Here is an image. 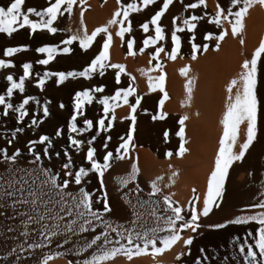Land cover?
<instances>
[{
	"label": "snow or ice",
	"instance_id": "6c2138e0",
	"mask_svg": "<svg viewBox=\"0 0 264 264\" xmlns=\"http://www.w3.org/2000/svg\"><path fill=\"white\" fill-rule=\"evenodd\" d=\"M25 0H10L7 7H0V34L11 37L20 29H27L31 36L33 33L46 32L55 34L60 29L55 26L59 17L66 13L71 16L73 5L76 0H48L47 6L37 11L35 8L28 7L23 9ZM83 4L84 0H80ZM156 3V0H127L121 2L116 0V9L111 18L101 27L95 28L91 34H88L83 26V9H81V29L77 34L69 35L61 40L63 47L59 45H43L37 47L35 52L43 54L42 59H37L36 64L48 65L56 55H68L72 52L69 47L74 41L78 42L81 50H87L93 44V41L101 35L103 44L98 54L80 71L69 72H50L45 71L43 76L37 75V88L42 89L45 82L50 77H55V83L60 85L71 78L76 80L82 78L85 81H91L95 75L104 76L106 69L115 70V83L120 84L121 74L125 72V66L118 63H110L109 49L112 43V33L110 26H115V35L124 41L125 33L131 32L130 14L139 13L143 9ZM173 4V0H162V4L150 20L140 25L145 32L154 33L146 36L142 41V47L139 52L143 53L145 49L152 48L149 52L151 65L156 61V68L162 69L158 57L161 53L170 60H174L181 45V37L178 33H194L198 21L204 19L201 15L173 16L171 20L172 28L170 32L171 51H165L162 42L166 39L163 28L158 23L161 17ZM259 5L264 9V0H230L226 8L216 4L214 15L207 17V23L214 24L219 29L218 35L205 33L203 41H215L214 51L219 50L221 41L230 33L233 37L242 34L245 28V18L249 10ZM185 11L206 8V0H195V2L182 4ZM206 15V14H205ZM37 19H31L30 17ZM179 19V24L177 20ZM227 23V28L224 27ZM194 34L189 38L191 44L192 59H196L198 49L209 50V44L198 45L193 42ZM127 43V55H135L133 51L134 41L129 38ZM240 44L244 41L241 38ZM28 51L27 46L6 47L2 50L4 57H12L17 53ZM258 62L264 63V34L259 39L258 46L252 51L250 58H245L239 65V72L232 78L225 88L227 93L224 103V112L220 119L222 134L219 137V147L216 151L213 167L207 177L206 190L203 193L202 207H197V201L200 197L196 190L192 189V198L187 205H180L172 200L170 195H163L158 181L163 178L157 176L149 182L150 191L147 193V200H138L137 203L125 195L122 196L131 209L132 219L126 224L115 223L106 218L110 215V207L107 193L105 191L104 174L111 167L113 159L122 160L126 158L131 148L135 145L133 141V127L136 112L140 105L141 97L136 94V88L129 84L127 88H116L112 95H103L104 85L92 86L83 90L75 91L71 97V115L67 120V147L61 152L56 151L52 139L47 135H39L37 139H29L25 145V156L19 148H15L11 153L6 148H0V236L5 242L11 241L7 250L0 255V261L3 264H24L35 250L47 249L55 243L56 248H63L66 244L73 243V237H83L84 234H91L90 238L85 239L82 245H73L75 256H82L75 264H110L117 256H124L128 260L133 257L151 255L156 257L170 250L177 242L182 240L185 247L193 243V236L187 238L181 236L182 231L196 233L202 225L199 223L201 217H207L213 207L220 206L219 201L224 194L225 180L229 168L234 162L243 160L245 153L257 138V114H258ZM14 67L11 60L0 59V69H10ZM23 74L15 80L12 74L6 75L4 79L8 86L6 89L7 97L13 96L14 90L24 92L25 81L32 76V64L25 62L20 66ZM153 69L149 67L148 71ZM189 71L188 66L180 69L181 75H186ZM145 74L146 73H142ZM130 79H132L130 77ZM165 74L161 70L160 75L155 78V83L151 76L148 77V91L152 92L159 89L162 95L159 104L162 106L167 94L164 93ZM194 79H189L184 85L187 99L191 100ZM235 89V91H233ZM100 93L96 98L95 94ZM135 95V102L130 103L129 97ZM35 98L27 96L23 98L18 105L6 102L5 95H0V117L7 118L9 113L14 114L16 127L12 132V138L7 140L8 145H12L17 138L18 133L24 132L25 128L22 122L29 115L25 106ZM95 102L102 106L103 116L98 119L87 117L85 108ZM127 105L129 108L126 119L132 123L129 125L126 138L120 137L121 143L115 149V156L112 151H105L100 159L97 158V149L93 142L101 133H108L113 127L115 118V109ZM183 106V104H182ZM61 109L65 107L63 103L59 105ZM111 114L112 118H107ZM49 110L43 107V116L47 117ZM167 113L157 111L152 116L153 120L165 119ZM185 120L187 116H181L179 120V130L175 133L180 138V146L175 152L176 157H181L187 152L184 138ZM39 120L33 116L29 129H34ZM82 125V126H80ZM245 125V136L243 142L239 144L238 151L234 150L237 144L239 129ZM95 132L90 138L84 136L85 133ZM61 129H56L55 136H62ZM165 140L168 133H164ZM110 136L103 137V147H108ZM71 149L76 154H82L81 165H77L70 154ZM166 156H172V152L165 153ZM53 156L57 158V165L50 166L46 161H52ZM102 160V162H101ZM90 173L94 174L99 182V191L104 193L103 197L94 196L93 192L86 190L85 184L88 182ZM139 169L136 163H132L131 171L124 177L117 179L120 188L129 183L135 184L133 192L139 193L141 189L136 184ZM177 172H172L169 177L176 176ZM251 175V173H249ZM264 176V173L261 174ZM164 187H168L167 184ZM156 197L157 199H153ZM162 200L163 207L160 206ZM252 204L240 209L239 215L232 219L225 220L223 223L207 225L208 228L224 229L228 225L244 227L242 237L237 235L231 238L229 248L231 251L219 258V253L209 255L205 249H199V255L193 261V264H264V182L261 189L254 198ZM101 205L96 208L95 205ZM159 213V214H158ZM148 217L157 222L156 227H147L137 223ZM127 225V226H126ZM251 226V227H250ZM159 233H164L159 235ZM150 250V252H149ZM185 251L183 255H189ZM64 252L49 251L45 252L37 261V264H49L56 257L64 256ZM175 259L179 261L181 254H177ZM68 264H73L69 261Z\"/></svg>",
	"mask_w": 264,
	"mask_h": 264
},
{
	"label": "bare ground",
	"instance_id": "6f19581e",
	"mask_svg": "<svg viewBox=\"0 0 264 264\" xmlns=\"http://www.w3.org/2000/svg\"><path fill=\"white\" fill-rule=\"evenodd\" d=\"M121 2H127V0H121ZM192 2H195V0H173V4L169 6V9L158 22L166 34V39L158 42V44L162 43L165 51L170 52L172 17L183 16L187 18L189 15L205 17L196 22L197 27L194 29V33L186 31L178 33L181 37V45L176 59L170 60L163 53L160 54L158 59L162 69L156 68L155 60L152 61L151 65L149 64V52L153 51L152 48L145 49L143 53L139 52V48L143 46V39L150 34L154 35L151 31V26L150 32L145 33L140 28V25L150 20L151 16L162 4V0H156L155 4L148 6L139 13L130 14L131 32L125 33L124 41H121L115 35V26H110L109 31L112 33V43L109 49V62L123 64L127 73V75L121 74L119 85L115 83V70L106 69L104 70V76L97 74L91 81H85L82 78H77L76 80L69 78L64 83L57 85L55 77H50L42 89L35 86L37 75L43 76L45 71L69 72L82 70L98 54L103 40L101 35L98 34L91 47L87 50H81L78 42L74 41L69 46L72 48L71 53L68 55H56L48 65L35 63L37 59L43 58V54L36 53L35 49L46 44L63 47L60 43L61 40L80 32L81 9H83V26L87 33L91 34L95 28L105 25L111 18L117 7L116 0H84L83 4L80 3V0H76L71 16L66 13L55 22V26L60 29L55 34L38 32L30 36L27 29H20L11 37L0 34V59L11 60L14 65L10 69H0V95H5L6 102L13 105H18L27 96L35 98L29 102V105L25 106L29 113L22 122L25 130L17 134V138L12 145H8L6 142L12 138L13 130L18 127L15 123L14 114L10 112L7 118L0 117V148H6L9 153L15 148H19L26 156L25 145L27 141L29 139H37L39 135H47L53 140L56 151L62 152L67 147V120L71 115V97L75 91L102 84L105 88L103 95H112L116 88H127L129 84H132L136 88L135 95L141 97L140 105L137 107L136 112L133 113L136 117V122L132 125V143L135 147L131 148L125 159H113L111 167L104 174L105 191L112 209L111 214L106 216V218L111 219L115 223L126 224L128 220L132 219L131 209L129 204L121 197L126 195L132 203H137L138 200H147V193L151 190L149 182L157 176L163 178L158 181L163 195H170L173 201L183 206L189 204L193 195L192 189H195L196 194L200 197L197 201V207H202L207 177L213 167L215 154L219 147V137L222 134L220 119L224 112L225 97L227 95L225 88L227 83L239 72L240 63L245 58H250L252 51L258 46L261 35L264 34V9L260 8L259 5L253 6L245 18L243 33L233 37L229 29V34L221 41L219 50L214 51L215 41H203V35L205 33L218 35L219 29L214 24L207 23V17L214 15L216 4L226 8L230 0H206V8L185 11L182 4ZM9 3L10 0H0V7L6 8ZM47 3L48 0H25L22 7L23 9L32 7L39 11L46 7ZM30 18L37 19L34 16ZM177 24H179V19ZM224 27H228L227 23H225ZM193 34L195 37L194 43L198 45L209 44L208 51H203L202 48L198 49L195 60L192 59L191 44L188 42ZM129 38L134 41L133 51L135 55L132 56L127 55L126 41ZM241 38L244 41L243 46L240 44ZM18 46H27L28 51L17 53L12 57L3 56L2 50L4 48ZM25 62L32 64V76L25 81L23 93L14 90L13 96L9 98L6 95L8 83L4 77L12 74L14 79L18 80L19 76L23 74L20 66ZM186 65L189 71L186 75H181L180 69ZM149 67L153 69L150 72L148 71ZM161 70L165 74L164 93L167 94V99L164 100L162 106H160L159 101L164 94L159 89L152 92L148 91V77L151 76L155 83V78L160 75ZM142 73H146V75ZM189 79L195 80L190 101L187 99V93L184 89V85ZM100 95V93L95 94L96 98H99ZM135 95L128 98L130 103L135 102ZM257 97L259 101L257 138L245 153L243 160L234 162L229 168L224 185V194L219 201L220 206L218 208L213 207L207 217L200 218L199 223L202 227L196 233H191L187 230L181 232L183 238L192 235L193 243L185 247L181 240L170 250L156 257H152L149 254L128 260L124 256H117L110 264H193L195 258L200 254L199 249L201 248L205 249L209 255L219 253L218 259L231 251L229 248L231 238L237 235L242 237L245 231L244 227L228 225L224 229L213 230L208 228L207 225L223 223L225 220L241 214L240 209L255 202L254 198L257 197L261 184L264 182V176L261 175L264 173V63L260 62H258ZM61 103L65 105L63 109L59 107ZM43 107H47L49 110L47 117L43 116ZM2 108L3 106L0 105V110ZM157 111L167 113L165 119L153 120L152 116L156 115ZM85 112L90 119H98L104 115L102 106L97 105L95 102L92 105H87ZM128 112L129 108L127 105L116 108L113 127L108 133L102 132L97 137V140L93 142V146L97 149L98 159L102 157L105 151H112L115 156V149L121 143L120 137L126 138L129 125L132 123L126 119ZM34 115L39 120V123L34 129H29L28 125ZM181 116H187V120L184 122V138L187 152L181 157H176L175 152L180 146V138L175 133L179 130L178 122ZM107 118H112L111 114ZM245 127V125L240 126L237 144L234 147L235 151H238L239 144L243 142ZM58 128L63 133L61 137L55 136V131ZM165 131L168 133L167 140H165L164 136ZM91 135H95V132L84 134L86 138H90ZM104 136L111 137L108 140L106 149L103 147ZM68 150L73 156L75 163L78 166L81 165L83 163L82 154H76L71 149ZM167 152H172L173 155L166 156L165 153ZM133 162L136 163L139 169L136 180V184L141 189L139 193L132 191L136 186L135 184L129 183L127 186L120 188L117 183L118 178L126 176L131 171ZM46 163L55 167L57 158L53 156L52 161H46ZM172 172H177L178 174L172 177L170 182L169 177ZM165 184L168 187L165 188ZM84 186L86 190L93 192L94 196L103 197L104 193L99 191V182L94 174L90 173L88 182ZM153 199L157 198L154 197ZM160 206L163 207L162 200H160ZM95 207L101 208L102 206L97 204ZM140 225L145 228L156 227L157 222L151 217L142 218L137 223L138 229ZM2 231L3 229L0 228V232ZM163 234L159 233V235ZM90 235L84 234L83 237H73V243L66 244L63 248H56L54 243L47 249L35 250L24 264H37L43 254L49 251L64 252V256L75 264L77 260L83 258V255L80 257L73 255L72 252L75 250L73 245H82L85 239L90 238ZM11 244V241L5 242L3 237L0 236V255ZM189 250V255H183L185 251ZM177 254H181L179 261L175 259ZM0 264H3V262L0 261Z\"/></svg>",
	"mask_w": 264,
	"mask_h": 264
},
{
	"label": "rangeland",
	"instance_id": "374dc122",
	"mask_svg": "<svg viewBox=\"0 0 264 264\" xmlns=\"http://www.w3.org/2000/svg\"><path fill=\"white\" fill-rule=\"evenodd\" d=\"M57 258V259H56ZM56 258H54L51 262H49V264H68V262L70 261L68 258H66L65 256H62V257H56ZM63 258V259H62ZM55 259H56V261H55ZM58 259H59V262H58ZM60 260H61V262H60ZM52 262H54V263H52Z\"/></svg>",
	"mask_w": 264,
	"mask_h": 264
}]
</instances>
